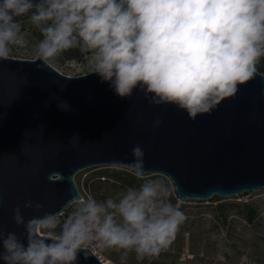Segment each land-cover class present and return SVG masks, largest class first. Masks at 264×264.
<instances>
[{"label":"clouds","instance_id":"obj_1","mask_svg":"<svg viewBox=\"0 0 264 264\" xmlns=\"http://www.w3.org/2000/svg\"><path fill=\"white\" fill-rule=\"evenodd\" d=\"M29 12L42 35L35 44V57L43 62L38 70L76 49L91 60L88 74L120 98L139 90L150 106L174 105L193 120L235 98L264 58V0H0V61L20 39L16 18ZM58 107L69 110L63 100ZM162 122L157 115L152 127ZM144 155L133 147L128 171L137 177L145 174ZM170 197L163 181L149 180L118 200L80 199L62 222L49 213L26 221L17 206L13 221L24 227L26 243L0 230V260L76 264L80 250L93 244L120 253V264L130 254L137 261L158 257L185 220ZM23 207L43 209L32 200Z\"/></svg>","mask_w":264,"mask_h":264},{"label":"water","instance_id":"obj_2","mask_svg":"<svg viewBox=\"0 0 264 264\" xmlns=\"http://www.w3.org/2000/svg\"><path fill=\"white\" fill-rule=\"evenodd\" d=\"M42 64L11 56L0 61V230L5 233L15 232L26 243L13 209L19 206L26 221L62 215L83 197L74 180L78 172L101 165L128 168L136 145L145 153L144 175L169 177L180 200L264 189L263 72L257 70L235 98L193 120L174 105L150 106L139 90L120 98L96 74L67 75L51 64L38 70ZM60 100L69 110L58 107ZM157 115L163 122L153 128ZM28 200L42 204V211L24 209ZM76 264L106 262L85 247Z\"/></svg>","mask_w":264,"mask_h":264},{"label":"rangeland","instance_id":"obj_3","mask_svg":"<svg viewBox=\"0 0 264 264\" xmlns=\"http://www.w3.org/2000/svg\"><path fill=\"white\" fill-rule=\"evenodd\" d=\"M30 15L31 12L16 18L22 29L20 39L12 46L9 54L11 57L36 58L35 44L42 39V35L31 24ZM90 64L91 60L85 61L76 49L66 51L51 63L60 72L72 76L88 73ZM113 168L133 174L128 171V168L106 165L88 167L78 172L74 176V180L83 195L82 199L91 196L98 202H103L108 198L118 200L128 188H139L136 185L128 186L121 181L102 176ZM147 176L160 177L164 180V183L170 188L171 194L176 198L175 203L171 202L184 213L185 217L190 216L187 212L188 206H191L193 209L191 215L196 217L197 222L203 224V232L201 235L191 236L185 230L186 226L183 223L173 243L158 257L137 261L135 255L130 254L127 264H264V189L229 197L215 195L208 201L180 200L175 194V187L169 177L157 173H149L143 177ZM97 177L105 180H96ZM225 201H254L260 205L262 219L254 224H247L244 220L231 214L228 223H221L215 218L214 207ZM76 203L77 201L72 202L63 214L57 217L64 220L65 213L72 212ZM39 230H41L40 227H38ZM102 254L106 264H120V253L102 249Z\"/></svg>","mask_w":264,"mask_h":264},{"label":"trees","instance_id":"obj_4","mask_svg":"<svg viewBox=\"0 0 264 264\" xmlns=\"http://www.w3.org/2000/svg\"><path fill=\"white\" fill-rule=\"evenodd\" d=\"M257 70L260 72L264 73V58H262L260 64L257 66ZM100 176V175H99ZM105 178H113L115 180L121 181L124 184L128 186H140L142 183L149 181V180H161L164 182V180L160 177H137L134 174H129V173H124V171H121L120 169L113 168L110 169V172H107L106 174H102ZM96 180H105L101 179L100 177H97ZM172 202H176V198L171 194L170 197ZM188 214L190 216H186L184 220V225L186 226V231L191 235H201L203 232V224L200 222H197V219L195 216H192L193 214V209L191 206H188ZM215 211L216 215L215 218L216 220L221 223H228L229 222V217L231 214H234L237 216L239 219L244 220L247 224H254L256 221L262 219L261 217V210H260V205L255 203L254 201H243V202H238V201H233V202H220L216 205ZM234 211V213H231ZM71 212H66L64 219L67 218L68 215H70ZM63 220H61L62 222ZM195 223H197L195 225Z\"/></svg>","mask_w":264,"mask_h":264},{"label":"built area","instance_id":"obj_5","mask_svg":"<svg viewBox=\"0 0 264 264\" xmlns=\"http://www.w3.org/2000/svg\"><path fill=\"white\" fill-rule=\"evenodd\" d=\"M88 248H90L101 260L104 261L103 254H102L103 248L99 247V245L97 244L90 245L88 246Z\"/></svg>","mask_w":264,"mask_h":264}]
</instances>
